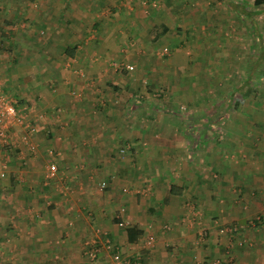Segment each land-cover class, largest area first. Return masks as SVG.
I'll use <instances>...</instances> for the list:
<instances>
[{"label":"crops","instance_id":"crops-1","mask_svg":"<svg viewBox=\"0 0 264 264\" xmlns=\"http://www.w3.org/2000/svg\"><path fill=\"white\" fill-rule=\"evenodd\" d=\"M121 1L0 0V90L36 125L34 152L18 140L21 129L8 133L13 145L0 144V264H111L103 249L86 258L84 243L104 238L139 264H227L228 256L264 264V144L220 132L235 137L224 150L236 159L222 150L198 163L187 150L195 138L208 142L211 115L201 128L195 115H171L169 130L158 115L150 120L144 84L117 68L134 42L131 26L146 19ZM91 182L104 190L93 193ZM118 195L124 211L114 214ZM118 221L142 234L128 242L124 228L116 235ZM223 224L237 231L222 234Z\"/></svg>","mask_w":264,"mask_h":264},{"label":"rangeland","instance_id":"rangeland-1","mask_svg":"<svg viewBox=\"0 0 264 264\" xmlns=\"http://www.w3.org/2000/svg\"><path fill=\"white\" fill-rule=\"evenodd\" d=\"M251 2L252 0L121 1L123 6L135 5L146 19L144 22L141 17L137 27L131 26L132 30L128 32L131 35L127 37L135 43L132 42L130 51L120 58L117 68L131 73L135 83L144 84L146 96L143 98L148 100L147 113L153 114L150 120L158 115L166 126L164 128L169 130L172 126L171 115H195V124H198L195 128H201L203 115H211V137L207 139L208 142L204 140L207 147H204V142L198 144L201 140L199 138L192 141L196 144L194 148L188 147V152L196 150L195 162L199 163L208 154L211 161L215 156H222V150L231 159H236L231 152L224 150L226 146L233 148L234 145L229 143L234 142L229 139L235 137L226 139L221 137L220 132L229 133L238 129L242 131L243 137L256 145L264 144V50L259 44L263 41L261 37H264V4L255 7ZM242 9L246 11L245 15H239L235 11ZM256 11H259L258 14ZM154 20L159 22L155 23ZM253 20L261 25H255ZM159 25H166L167 31L154 38L153 27ZM125 64L131 65L132 69H124ZM135 91H139L138 86ZM136 97H140L139 92ZM251 111H254L252 115ZM236 116L246 117L248 120L239 118L242 121H236ZM158 122L155 124L157 127L160 125ZM187 125L191 123L188 122ZM164 128L162 130L167 131ZM14 129L17 131L20 127L15 126ZM254 130L259 134L255 136L257 133L254 134ZM49 149L53 152L52 147ZM208 174L212 180L220 175L217 167L209 170ZM89 187L93 193L104 190H99L96 182H91ZM127 188L132 189L131 186ZM118 190L122 194L129 193L122 192L120 187ZM120 197L118 195L116 200L112 199L114 214L118 207L123 208V205H115L121 204ZM81 210L87 216L94 213L86 206ZM258 219L255 217V220ZM253 222L251 220V224ZM159 224L166 231L174 227V223L169 221H159ZM117 227L116 235H120L123 226ZM232 227H235L236 232L237 227L232 224H223L219 230L222 232ZM146 240L153 243L151 239ZM109 241L116 247L114 241ZM244 242L245 248H251L248 241ZM118 247L116 249L120 255L127 258L129 255H125ZM108 251L105 254L110 260L111 253ZM85 253L89 259L86 249ZM229 259L233 264L234 257L228 256L227 263Z\"/></svg>","mask_w":264,"mask_h":264},{"label":"built area","instance_id":"built-area-1","mask_svg":"<svg viewBox=\"0 0 264 264\" xmlns=\"http://www.w3.org/2000/svg\"><path fill=\"white\" fill-rule=\"evenodd\" d=\"M124 69L131 70L132 66L129 64H125ZM27 117L22 114L17 107L15 106L14 100L7 95L6 93L2 92L0 90V144L13 145V142H9L7 140L8 133L10 131H13L15 126L20 127L21 131L19 134V141H22L29 152H34L36 147L35 143L31 140V136L36 131V125L26 119ZM15 132V131H13ZM9 152V151H8ZM5 163H0V177H3L5 175L4 171ZM57 167L55 162L51 159V161H48L47 163V175L48 176H55ZM105 187V184L100 182L98 185L99 190H102ZM124 191L125 188H122ZM123 208L119 209V212H122ZM118 226H123V222L118 221ZM235 227L228 228L227 230H224L222 232H234ZM146 245H151V242L148 240H145ZM85 249L87 250V256L90 260H93L97 257L98 252L101 251V249H109L106 250L110 252V262L111 264H139L137 261H131L128 259V257H122L120 253L117 251L116 247L112 245V243L109 241L108 238H104L99 243H95V241H87L84 243ZM227 264L230 263V259Z\"/></svg>","mask_w":264,"mask_h":264},{"label":"trees","instance_id":"trees-1","mask_svg":"<svg viewBox=\"0 0 264 264\" xmlns=\"http://www.w3.org/2000/svg\"><path fill=\"white\" fill-rule=\"evenodd\" d=\"M251 4L256 7V6H259L261 4H264V0H252ZM235 11L239 15L240 14L245 15V13H246V11L243 9L242 10H235ZM257 12H259V11H257ZM158 28H159V31H157ZM166 31H167L166 25H159L158 27H153V33L155 32L154 38H158L159 35H162ZM123 228L125 230L127 241L130 243L135 242L136 238L142 234L141 230L138 229L136 227V225H127V226H124ZM230 233L232 234V232H230ZM128 259L132 261L131 257L130 258L128 257Z\"/></svg>","mask_w":264,"mask_h":264}]
</instances>
